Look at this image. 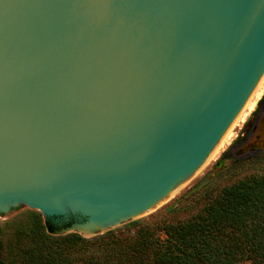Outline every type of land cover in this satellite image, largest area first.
<instances>
[{
  "label": "water",
  "instance_id": "obj_1",
  "mask_svg": "<svg viewBox=\"0 0 264 264\" xmlns=\"http://www.w3.org/2000/svg\"><path fill=\"white\" fill-rule=\"evenodd\" d=\"M263 83L264 0H0V219H145Z\"/></svg>",
  "mask_w": 264,
  "mask_h": 264
},
{
  "label": "trees",
  "instance_id": "obj_2",
  "mask_svg": "<svg viewBox=\"0 0 264 264\" xmlns=\"http://www.w3.org/2000/svg\"><path fill=\"white\" fill-rule=\"evenodd\" d=\"M244 164L260 168L226 185L213 175L177 199L168 211L183 220H136L84 238L61 234L72 220L47 219L28 246L15 248L20 264H264V158L237 160L227 172L235 176Z\"/></svg>",
  "mask_w": 264,
  "mask_h": 264
},
{
  "label": "rangeland",
  "instance_id": "obj_3",
  "mask_svg": "<svg viewBox=\"0 0 264 264\" xmlns=\"http://www.w3.org/2000/svg\"><path fill=\"white\" fill-rule=\"evenodd\" d=\"M264 96V95H263ZM262 96V97H263ZM262 99V98H261ZM260 99V100H261ZM259 100V101H260ZM258 101V102H259ZM264 106L263 104L256 105L254 111L249 115L246 121L235 130V137L232 139L230 144L217 156V158L205 169L203 170L195 179H193L185 188L182 189L171 201H169L165 206L151 214L150 216L143 219L146 223L152 225L156 221L166 218L170 221L183 220L185 216L183 214L174 215L169 212V207L175 203V201L187 190L196 184L209 179L211 176H217L218 182L220 185H226L227 183H232L237 181L240 178L255 173L259 170V165L254 164H244L237 175H232L229 171V167L233 165L234 157L237 153H233L236 147V142L241 138V134L245 132L250 121L252 120V115L257 108L261 109ZM241 133V134H240ZM264 158V154L260 155ZM257 155V157H260ZM254 157V156H250ZM246 157L245 159H247ZM59 221H56L55 224H58ZM44 224L43 221L37 219L36 217L28 214L23 210H19L10 220L1 218L0 219V260L4 261L6 264H20L19 257L17 256L15 248L21 244L22 246H28L31 240L29 236L30 232H33L36 229L37 225ZM74 224V221H73ZM69 233H76L84 238L87 237L80 232H78V227H70L61 234L66 235ZM94 237V236H93ZM20 241V242H19Z\"/></svg>",
  "mask_w": 264,
  "mask_h": 264
},
{
  "label": "flooded vegetation",
  "instance_id": "obj_4",
  "mask_svg": "<svg viewBox=\"0 0 264 264\" xmlns=\"http://www.w3.org/2000/svg\"><path fill=\"white\" fill-rule=\"evenodd\" d=\"M263 101L261 104H263ZM260 122H264V106L256 111L252 115V120L250 121L247 129L241 134V138L236 142V147L233 153H237L234 157V161L254 156L264 154V141L260 136ZM261 157V156H260ZM63 223L62 225L67 224Z\"/></svg>",
  "mask_w": 264,
  "mask_h": 264
},
{
  "label": "bare ground",
  "instance_id": "obj_5",
  "mask_svg": "<svg viewBox=\"0 0 264 264\" xmlns=\"http://www.w3.org/2000/svg\"><path fill=\"white\" fill-rule=\"evenodd\" d=\"M264 95V83L261 87V89L259 90L258 94L256 95V97L254 98V100L252 101V103L250 104V106L248 107V109L246 110V112L244 113V115L242 116V118L239 120V122L237 123V125L235 126V128L233 129V131L231 132V134L229 135V137L227 138V140L225 141V143L223 144V146L220 148V150L218 151V153L216 154V156L214 157V159L212 160V162L217 158V156L230 144V142L232 141V139L235 137V130L236 128L240 127L245 121L246 119L249 117V115L254 111L258 101L261 99V97ZM239 129V128H238ZM211 162V163H212ZM210 163V164H211ZM182 191V190H181ZM174 198V197H173ZM172 198V199H173ZM171 201V200H170Z\"/></svg>",
  "mask_w": 264,
  "mask_h": 264
}]
</instances>
